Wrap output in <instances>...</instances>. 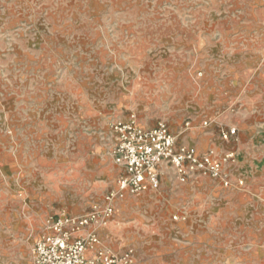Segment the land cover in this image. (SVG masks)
<instances>
[{
	"label": "rangeland",
	"instance_id": "374dc122",
	"mask_svg": "<svg viewBox=\"0 0 264 264\" xmlns=\"http://www.w3.org/2000/svg\"><path fill=\"white\" fill-rule=\"evenodd\" d=\"M254 97L264 99V0H0V264H28L51 218L104 206L118 176L111 125L132 114L166 121L179 144L235 151L238 192L217 187L235 246L191 256L182 229L201 218L196 179L210 177L173 169L184 196L163 173L159 190L128 194L94 224L98 247L133 248L135 264H264ZM228 126L237 131L224 139ZM187 199V219H175Z\"/></svg>",
	"mask_w": 264,
	"mask_h": 264
},
{
	"label": "built area",
	"instance_id": "2783aa9c",
	"mask_svg": "<svg viewBox=\"0 0 264 264\" xmlns=\"http://www.w3.org/2000/svg\"><path fill=\"white\" fill-rule=\"evenodd\" d=\"M208 123V119L204 120L205 125ZM186 125L190 126V122ZM111 131L112 157L121 170L116 185L104 196V206L85 214L63 213L51 218L47 230L36 241L28 264H135L133 248L113 253L98 247L100 237L93 226L107 225L116 210V202L128 194L138 196L159 190L162 165L173 167L181 181L193 173L218 179L227 188L234 183L230 167L236 163L235 151L220 152L215 147L199 151L194 145L179 144L164 120L144 127L132 114L127 120L114 122ZM236 131L235 126H228L221 129V135L229 139ZM238 183L243 185L244 179L239 178Z\"/></svg>",
	"mask_w": 264,
	"mask_h": 264
},
{
	"label": "crops",
	"instance_id": "0c3cea01",
	"mask_svg": "<svg viewBox=\"0 0 264 264\" xmlns=\"http://www.w3.org/2000/svg\"><path fill=\"white\" fill-rule=\"evenodd\" d=\"M249 103H250L249 109L252 112V114H264V110H263L264 109V99L258 100V98L254 97L250 99ZM188 135L191 136L192 133L189 132ZM193 135H195V132L193 133ZM189 141L190 140H188L187 142ZM194 141L196 142V144L193 143L190 145L195 144L194 146H196L199 151H205L209 149L210 147L216 148V146L214 145L208 146L207 148H200V145L202 144V142H200V140H197V139H195ZM116 166L118 170V176L116 178V181H117L120 175L121 168L117 164ZM234 167L237 168V164H234L230 167L232 178L235 181V179L237 178L236 176L238 175H236L237 173L234 171L235 169ZM173 169L174 168L168 165H162L161 167L162 173H167V180L171 184V192H172L173 198H177V197L184 196V186L181 184H178V182L174 179ZM163 179L164 178L162 177V181ZM116 181H115V185H116ZM252 181L255 182L256 186L257 184L262 183L264 187V176L262 179L261 178L255 179V180L253 179ZM196 183L198 184L199 187L202 188V191H203L202 193L206 194V197L202 202L204 206L202 207L200 206L199 208L198 214L201 215L200 216L201 218L198 220V223H196L195 225L196 227H194L193 224L191 225L187 224L186 227L182 229L184 231L183 238L187 240L186 243H188L187 246L191 250V254H192V255L190 254L191 256H198V257L202 256L205 258H210L212 256L214 257L216 255H220V251L222 249L233 248L235 246L233 243V240H231V238H228V236H225L224 228L222 226V221L219 217L221 213V208H222L221 207L222 206L221 196L223 195V192H221L220 190H217V187L218 186L224 187V186H222V184L220 183L218 179H214L211 177L207 178V177H202V176L196 179ZM255 184H252V186L253 185L255 186ZM233 188H234V183L231 186V189L233 191L229 193L231 194L232 197L235 196V194L238 192V190L233 189ZM185 201L187 203L186 204L187 206L183 207L182 211L175 215L180 216L182 214H186V216L188 217V214L191 209L189 205L191 201L190 199H187ZM185 201L183 202V205H185ZM178 219L186 220L187 218L186 219L178 218Z\"/></svg>",
	"mask_w": 264,
	"mask_h": 264
}]
</instances>
